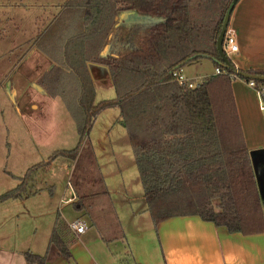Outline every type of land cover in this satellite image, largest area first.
Returning <instances> with one entry per match:
<instances>
[{
  "label": "trees",
  "instance_id": "trees-1",
  "mask_svg": "<svg viewBox=\"0 0 264 264\" xmlns=\"http://www.w3.org/2000/svg\"><path fill=\"white\" fill-rule=\"evenodd\" d=\"M233 2L68 0L35 40L40 48L39 44L52 42L60 34L67 20H78L77 31L66 40L63 52L67 69L80 83L83 125L77 147L58 152L54 158L63 155L75 163L70 178L77 196L74 210L88 220L104 243L126 238L90 141L95 118L109 108L120 111L118 123L127 130L155 226L175 217L198 216L230 233L264 232V203L232 92L230 74L234 70L218 47ZM130 12L155 21L146 33L136 34L119 57L104 56L120 15ZM200 60H209L224 74L209 76L193 89L174 80V72ZM90 64L110 71L115 99L96 103ZM244 74L264 77L262 71ZM239 77L264 86V80ZM47 91L57 96L54 89ZM51 162L30 168L15 189L0 196V205L35 196L36 178ZM217 200L219 205L214 203ZM66 238V227L58 219L47 254H27L28 264H46L57 257L75 264Z\"/></svg>",
  "mask_w": 264,
  "mask_h": 264
},
{
  "label": "crops",
  "instance_id": "crops-1",
  "mask_svg": "<svg viewBox=\"0 0 264 264\" xmlns=\"http://www.w3.org/2000/svg\"><path fill=\"white\" fill-rule=\"evenodd\" d=\"M67 1L63 0L55 5V12L50 13L53 16L45 17L46 14L35 16L34 21L41 18V21L36 24H41L43 28L32 24V26L25 27L24 30L17 29L14 39L18 40V43L16 46H13V18L22 17V14L13 16V10L17 9L13 8V0H0V134L3 130L2 109L9 112L10 119L13 116V106H15V110L20 116L25 115L24 113L28 111L29 98L13 95V61L19 62L20 59L24 60V52L28 50V55L36 49L37 46L34 45L35 40L55 21ZM20 6L27 5L20 4ZM35 6H38V4ZM39 6H42L43 12L51 8L50 5L47 6L46 4ZM140 16L147 18L142 15ZM4 18L6 20L5 23H3ZM44 18H46L47 23L43 22ZM148 19L152 18L148 17ZM154 21L153 18L150 24L152 25ZM116 28L118 30L112 33L111 38L108 40L106 51H104V56L106 57H119L121 53L129 48L130 41L137 34L134 32L124 34L119 30V26ZM228 28L235 34L239 46V52L231 58L232 63L239 71L244 73L250 71L264 72V0H240L232 13ZM4 30L9 31V36H7ZM52 43L49 41L42 42L40 48L48 52L51 57H55L57 53H54L53 49L49 46ZM62 50L64 51V49ZM13 56L16 59L13 60ZM56 58L60 59L58 55ZM46 62L48 65V60ZM91 65L104 66L98 64L89 65L93 81ZM55 66L57 64L52 62L48 70L50 71ZM184 71L188 73V66L184 68ZM95 74L96 76H100L104 72L97 69ZM187 76L190 78L198 77L196 74H188ZM110 79L113 81L112 76ZM38 82L40 83L41 81ZM40 89H42L41 95L48 98L49 92L47 93L42 85ZM232 92L245 146L249 152H259V156L253 164L254 169L256 165L258 171L257 179L259 188L261 187L260 192L264 203V110L261 109L262 102L256 91L242 79H236L232 82ZM38 95H40V92H38ZM76 96L77 93L73 98L70 97L69 100L74 99ZM58 98L61 97L58 95ZM22 99L25 101L23 102ZM34 105L31 108L38 109L37 104ZM127 145L131 146L129 137H127ZM132 163L137 169L135 156L131 160ZM104 179L106 180L105 176ZM68 185L71 191L70 198L62 197L59 208L61 204L72 206L77 200V196L69 181ZM41 189L43 188H38L35 197L43 193L40 191ZM107 189L113 199V192L108 187ZM35 197L25 200H9L0 205V264H28L26 259L27 254L39 257H44L47 254L50 238L58 218H54L52 209H48L44 204L29 202L31 198L34 199ZM144 197L145 194L138 198L141 206L139 209H132L127 212L125 210H118L115 207L126 238L125 240H118L110 244L103 242L96 229L92 228L90 223L81 217V214L70 212L71 215L75 216V220L82 218L88 225L87 231L77 236L71 231L68 223L63 224L67 230L66 241L75 264H105L103 263L104 258H107L109 264H112V261L116 260L118 254L124 252L128 255V246L126 245L128 234L124 223V212L127 216L126 222H130L133 228H138V222L147 219L145 215H150L147 211ZM135 199L137 198L127 196L125 199H122V202L130 204ZM214 203L215 205L216 203L219 205L218 200ZM59 208L58 210H60ZM216 208L219 211V208ZM155 227L163 255L162 264H264V232L249 236L241 233H230L227 228L218 227L214 223L204 221L198 216L171 218ZM46 264L70 263L62 257H57L49 260Z\"/></svg>",
  "mask_w": 264,
  "mask_h": 264
},
{
  "label": "rangeland",
  "instance_id": "rangeland-1",
  "mask_svg": "<svg viewBox=\"0 0 264 264\" xmlns=\"http://www.w3.org/2000/svg\"><path fill=\"white\" fill-rule=\"evenodd\" d=\"M60 1L63 0H13V8H17L13 10V16L22 14V17L13 18V46L18 43V40L14 39L17 29L24 30L32 24L41 27V24H36L41 18L34 21L35 16L43 14H46L45 17L53 16L50 13L55 12V5ZM37 4L38 6H35ZM41 4L50 5V10L43 12L42 6H39ZM5 21L4 18L3 23ZM46 21L44 18L43 22ZM77 22V18L67 20L60 34L49 45L54 53H57L55 57L36 47L28 55V50L24 52V60L13 61V95L29 98L28 111L20 116L13 106V116L10 119L9 112L2 109V136L0 134V196L15 189L30 168L52 160L50 167L40 172L36 178L35 189L43 188L40 190L43 193L38 194L40 196H33L35 198H31L29 202L44 204L48 209H52L54 218H58L63 224L68 223V226L75 220V216L70 214V212L75 213L74 207L61 204L59 208V203L62 197L71 195L68 181L70 184L75 163L63 155L54 157L58 152L70 151L77 147L80 138L79 128L83 125V111L79 105L80 83L67 69L62 50L66 40L76 33ZM150 22L152 19L142 18L140 15L128 16L120 18L118 26L124 34L131 32L143 34L151 25ZM4 32L9 36V31L4 30ZM10 34L12 35L11 32ZM39 46L41 47L42 44ZM57 55L60 59L56 58ZM14 59L16 57L13 56ZM52 62L57 66L49 71ZM90 68L95 85L96 103L115 99L116 90L108 69L95 65H91ZM97 69L104 74L96 76ZM215 71L216 68L210 61L200 60L188 66L186 75L196 74L198 80L201 79L198 82H201L215 74ZM49 73L54 74V77H48ZM51 80L53 83H49ZM38 81H41L46 91L54 89V94L62 92V96L59 95L61 98H58V95L53 97L50 93L48 98L42 96ZM76 93L77 96L69 100ZM34 104H37L38 109L31 108L35 106ZM119 118V109L103 110L93 122L90 141L106 178V186L114 194V206L118 210L129 212L141 207L138 198L144 194V189L136 167L131 164V160L134 159L133 149L127 145L128 133L118 123ZM127 196L137 199L130 204L123 203L122 199ZM145 216L147 219L139 222L137 220L135 223L138 222L139 227L133 228L130 222H126L127 216L124 212V223L128 234L126 243L128 255L124 252L118 254L112 264H162L163 255L156 227L151 216L149 214ZM103 263L109 264L107 258L103 259Z\"/></svg>",
  "mask_w": 264,
  "mask_h": 264
},
{
  "label": "built area",
  "instance_id": "built-area-1",
  "mask_svg": "<svg viewBox=\"0 0 264 264\" xmlns=\"http://www.w3.org/2000/svg\"><path fill=\"white\" fill-rule=\"evenodd\" d=\"M223 50L230 60L234 54L239 52V46H238L237 40L235 38V34L229 28L227 30L225 40L223 43ZM222 74H224L223 70L216 69L214 75H222ZM230 76L234 80L240 79V77L236 73H232V74H230ZM173 78L181 86H188L191 89L196 88L199 84H201L204 81L203 80L201 82H198L201 80V79L198 80L199 79L198 77L197 78L188 77L186 75L184 69H181L179 71L174 72ZM247 84L256 91L257 95L259 96V98L262 102L261 109L264 110V87H258L254 81H251ZM69 228L71 229V231L75 235L80 236L87 231L88 225H87V222L81 218V219H77L76 221L69 224Z\"/></svg>",
  "mask_w": 264,
  "mask_h": 264
},
{
  "label": "water",
  "instance_id": "water-1",
  "mask_svg": "<svg viewBox=\"0 0 264 264\" xmlns=\"http://www.w3.org/2000/svg\"><path fill=\"white\" fill-rule=\"evenodd\" d=\"M238 1L239 0H234V2L230 6V8H229V10H228V12L226 14L224 26H223L221 35H220L219 40H218V47H219L220 52L224 56L226 62L234 70V73H236L238 76H245L247 78H251V79H254V80H262L263 81L264 80V77H261V76H252V75L244 74V72H242V71H239V69L235 67V65L231 62V60L227 57V55L225 54V52L223 50V43H224L225 36H226L227 30H228V27H229V23H230V20H231V16H232V13H233L234 8H235V6H236V4H237ZM130 13L131 14H121L120 17H119V19L120 18H124V17H128V16H138L139 15V14H134V12H130ZM145 17H147V16H145ZM117 27H118V24H117ZM104 51H106V48H105ZM258 156H259V152H251V157H252L253 162L256 161V159L258 158ZM255 169H256V175L258 177V171H257L256 165H255Z\"/></svg>",
  "mask_w": 264,
  "mask_h": 264
},
{
  "label": "flooded vegetation",
  "instance_id": "flooded-vegetation-1",
  "mask_svg": "<svg viewBox=\"0 0 264 264\" xmlns=\"http://www.w3.org/2000/svg\"><path fill=\"white\" fill-rule=\"evenodd\" d=\"M128 14H131V13H128ZM134 14H137V13H134Z\"/></svg>",
  "mask_w": 264,
  "mask_h": 264
}]
</instances>
